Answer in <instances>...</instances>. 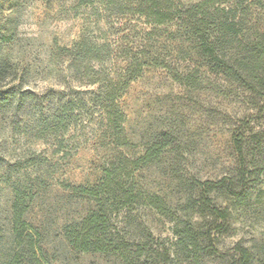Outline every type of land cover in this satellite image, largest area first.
<instances>
[{"label": "rangeland", "instance_id": "374dc122", "mask_svg": "<svg viewBox=\"0 0 264 264\" xmlns=\"http://www.w3.org/2000/svg\"><path fill=\"white\" fill-rule=\"evenodd\" d=\"M203 1L0 0V264L14 256V264H126L116 251L82 252L66 239V226L96 207L72 188L94 186L116 156L134 159L159 143L165 145L156 159L122 180L157 195L164 211L136 203L106 207L112 237L130 264H264V194L253 190L226 221L203 222L196 213L201 198L190 190L198 187L195 180H215L235 167L232 134L240 122L264 130V110L256 116L242 86L203 65L178 27L174 12ZM218 6L236 9L238 16L242 12L238 45L264 36V0H218ZM159 8L167 17L153 23ZM82 36L99 44L109 41L114 49L158 54L170 68L144 67L119 99L124 146L111 143L98 113L83 114L79 126L57 138L37 135L35 122L48 106L50 89H86L69 70L70 60L56 50ZM117 63L123 65L120 58ZM174 71L188 79L177 81ZM259 177L258 189L264 191V166ZM17 195L26 207L23 219L32 226L37 248L32 260L23 237L12 229ZM190 196L195 201L187 208ZM187 222L198 233L211 231V241L196 251L183 250L174 230Z\"/></svg>", "mask_w": 264, "mask_h": 264}, {"label": "trees", "instance_id": "16d2710c", "mask_svg": "<svg viewBox=\"0 0 264 264\" xmlns=\"http://www.w3.org/2000/svg\"><path fill=\"white\" fill-rule=\"evenodd\" d=\"M217 3L218 0H205L183 10H176L174 15L177 14L178 27L185 31L192 53L201 63L210 71L242 86L249 94L247 104L256 112V116L260 115L264 110V36L258 35L246 45H238V39L242 35V12L238 16L236 9L215 7ZM203 13L208 15L207 19L200 17ZM154 15L156 18L153 23L157 24L167 17L160 8ZM113 45L109 41L99 44L82 36L69 47L56 48L58 55L70 60L69 70L74 71L76 81L84 84L86 89L82 90L73 85L58 91L50 89L52 95L49 97L48 106L41 111L35 122L38 137L49 135L57 138L66 134L71 127L79 126L83 114L91 116L98 113L104 125V134L108 135L111 143L114 146L125 145L122 135L125 115L119 99L129 83L140 77L144 67L154 65L170 68L158 58V54L141 50L134 52L122 46L114 49ZM117 58L122 60V66L117 63ZM1 68L2 66L0 79L4 69ZM173 73L174 78L181 83L188 79V75L177 71ZM263 137V129L255 130L249 122L243 120L232 134L235 167L215 180H195L198 187L192 185L190 190L196 189L201 198L196 213L202 216L203 222L209 219L214 222L226 221L229 213L242 206L246 196L253 190L264 194V191L258 189L261 182L259 172L263 171L264 166V144L261 141ZM58 141L61 142L60 139ZM164 145H153L134 159L118 155V161L115 162L123 163V167L116 166L114 160H111L103 169V176L97 184L89 188H72L96 203L95 209L80 222L65 228V237L74 249L82 252L116 251L123 256L126 264H130L126 258L127 252L112 237L109 211L106 207L119 209L136 203L164 211L163 203L157 195L148 194L141 189L134 190L122 180L129 177L139 165L155 160ZM193 201L195 198L190 196L186 207ZM11 210L12 229L18 232V238L23 237L27 246L26 254L32 260L36 256L37 248L32 242V226L23 219L26 207L22 206L18 195L12 201ZM186 224L183 230L176 227L174 230L183 250L196 251L200 243L211 241V231L198 233L190 222ZM218 227L219 225L214 229H219ZM239 251L245 254L243 248H239ZM14 260L16 256L7 264H14Z\"/></svg>", "mask_w": 264, "mask_h": 264}]
</instances>
